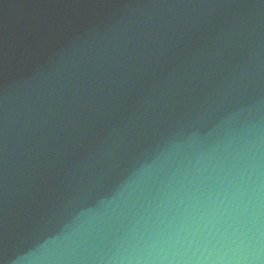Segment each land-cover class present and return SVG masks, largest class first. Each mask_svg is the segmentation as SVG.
Here are the masks:
<instances>
[{
	"label": "water",
	"instance_id": "water-1",
	"mask_svg": "<svg viewBox=\"0 0 264 264\" xmlns=\"http://www.w3.org/2000/svg\"><path fill=\"white\" fill-rule=\"evenodd\" d=\"M0 264H264V0H0Z\"/></svg>",
	"mask_w": 264,
	"mask_h": 264
}]
</instances>
